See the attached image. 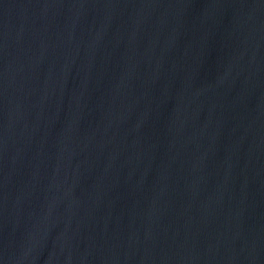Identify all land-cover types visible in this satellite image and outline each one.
<instances>
[{
    "label": "water",
    "instance_id": "1",
    "mask_svg": "<svg viewBox=\"0 0 264 264\" xmlns=\"http://www.w3.org/2000/svg\"><path fill=\"white\" fill-rule=\"evenodd\" d=\"M0 264H264V0H0Z\"/></svg>",
    "mask_w": 264,
    "mask_h": 264
}]
</instances>
